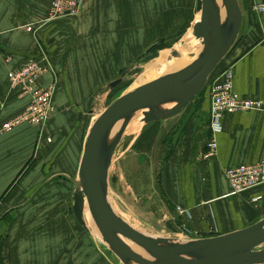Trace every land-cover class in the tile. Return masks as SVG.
Returning <instances> with one entry per match:
<instances>
[{
  "label": "crops",
  "instance_id": "obj_1",
  "mask_svg": "<svg viewBox=\"0 0 264 264\" xmlns=\"http://www.w3.org/2000/svg\"><path fill=\"white\" fill-rule=\"evenodd\" d=\"M238 1L241 35L211 80L232 66L235 93L261 101L262 110L224 116L211 158H205L212 136L210 86L161 126L175 135L162 169V189L176 209L168 214L178 217V207L186 209L190 218L179 217L194 239L230 235L264 219V186L232 196L226 177L229 168L264 160V13L254 11L264 0ZM51 2L0 0V126L29 103L8 81L12 71L45 54L54 73L39 85L57 82L56 111L45 126L24 125L0 136L3 264H88L87 236L75 229L73 193L89 113L103 85L145 60V47L163 41L184 16L180 7L154 13L139 0H84L78 16L39 28ZM30 25L35 33L27 31ZM97 260L100 251L89 264H100Z\"/></svg>",
  "mask_w": 264,
  "mask_h": 264
},
{
  "label": "water",
  "instance_id": "obj_2",
  "mask_svg": "<svg viewBox=\"0 0 264 264\" xmlns=\"http://www.w3.org/2000/svg\"><path fill=\"white\" fill-rule=\"evenodd\" d=\"M238 0H197L200 20L193 36L202 50L190 62L180 59L161 78L122 95L104 112L89 120L78 179L74 181L73 215L85 230L88 207L101 239L124 264H264V219L244 229L188 242L153 237L128 224L109 199L110 167L134 116L145 125L180 115L206 89L211 76L238 42L244 15ZM218 4L225 8V20ZM180 57V56H179ZM111 84L118 86L127 75ZM120 132L109 143L111 131ZM106 144L108 145L105 150ZM133 244L149 257L130 246Z\"/></svg>",
  "mask_w": 264,
  "mask_h": 264
},
{
  "label": "rangeland",
  "instance_id": "obj_3",
  "mask_svg": "<svg viewBox=\"0 0 264 264\" xmlns=\"http://www.w3.org/2000/svg\"><path fill=\"white\" fill-rule=\"evenodd\" d=\"M139 1L145 2L146 10L150 9L154 13L166 8L180 7L184 14L183 20L175 30L167 32L163 41L145 47L146 59L126 70L128 73L118 86L111 88V84L122 78L125 72L103 85L89 113L92 120L128 91L145 85V80L142 79L150 80L146 84L152 83L180 63V59L188 63L201 51V43L198 41L188 50L184 47L191 41L193 27L200 20L196 9L197 0ZM141 118L140 114L134 116L116 149L109 172L110 202L122 219L144 233L172 241H191L194 237L187 226L188 223L182 222L180 215H172L170 218L168 210L174 212L176 209L168 204L167 194L161 184L162 169L174 149L175 135L170 130L162 129L164 121L145 125ZM87 223L90 231L79 224L78 227L75 225V229L87 236L88 264L96 259L98 251L102 253V260H97V263L124 264L108 249L93 221L92 224Z\"/></svg>",
  "mask_w": 264,
  "mask_h": 264
},
{
  "label": "built area",
  "instance_id": "obj_4",
  "mask_svg": "<svg viewBox=\"0 0 264 264\" xmlns=\"http://www.w3.org/2000/svg\"><path fill=\"white\" fill-rule=\"evenodd\" d=\"M83 1L52 0L47 17L38 22L37 25L40 28L45 24L78 16L82 10ZM254 11L258 14L264 13V1L256 4ZM27 31L35 33V25L28 26ZM48 73H54V68L50 58L44 54L40 59H31L21 68L9 74L8 81H10L12 88H19L21 96L29 98V103L22 113L0 126V136L24 125L43 127L51 120L56 111L57 82L53 81L47 87L39 85L41 78ZM233 81V67L228 66L220 71L213 80L210 79L208 83L211 90L210 128L212 136L208 143V153L205 158L214 157L217 153L216 135L223 130L224 116L238 112L258 111L263 108L261 101L252 98L245 99L237 95L233 88ZM226 177L231 187L230 195L232 196L264 186V160L254 165L229 168L226 171ZM177 211L180 216L190 218L186 209L178 207Z\"/></svg>",
  "mask_w": 264,
  "mask_h": 264
},
{
  "label": "bare ground",
  "instance_id": "obj_5",
  "mask_svg": "<svg viewBox=\"0 0 264 264\" xmlns=\"http://www.w3.org/2000/svg\"><path fill=\"white\" fill-rule=\"evenodd\" d=\"M218 6H219V9H220V15L222 16V19L224 21L225 20V16H226V14H225V8H223V6L220 5V4H218ZM190 40L191 41H188L187 44L184 46L185 47V50L186 49L188 50L189 48L194 47L196 45V42L198 41V40L195 41L194 36L192 37V33H191V36H190ZM198 43H200V41H198ZM200 50H202V46H201ZM183 58L185 59V56ZM158 71H160V70H158ZM155 74H156V72H155ZM142 77H144V76H142ZM142 80L143 81L145 80V84H146L147 81H150V80H146V79H142ZM120 128H121V125H118L117 127H115V129L113 131H111L107 144H109L116 137V135L119 134ZM107 144L105 146V150H106V147L108 146ZM85 221H86V225H87L88 229H89V226H88V223L87 222H91V224H92V221H93V223H94L93 217H92V215H91L88 207H86V210H85ZM94 225H95V223H94ZM89 231H90V229H89ZM129 244L136 251V253H139L140 255H142L144 257H149L146 254L147 252L143 251L141 248H139V247H137V246H135V245H133L131 243H129Z\"/></svg>",
  "mask_w": 264,
  "mask_h": 264
},
{
  "label": "trees",
  "instance_id": "obj_6",
  "mask_svg": "<svg viewBox=\"0 0 264 264\" xmlns=\"http://www.w3.org/2000/svg\"><path fill=\"white\" fill-rule=\"evenodd\" d=\"M216 72H217V71H216ZM214 75H215V73L211 76L210 79H212ZM207 87H208V86H207ZM204 91H205V90H204ZM204 91H203L200 95H202V94L204 93ZM200 95H199V96H200ZM8 215H9V214H7L5 217H3V219H4V220L8 219V218H9ZM1 258H2V254H1V251H0V264H3V263H2L3 261H2Z\"/></svg>",
  "mask_w": 264,
  "mask_h": 264
}]
</instances>
